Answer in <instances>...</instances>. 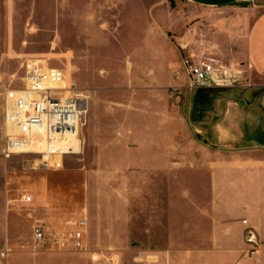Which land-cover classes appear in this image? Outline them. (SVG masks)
I'll return each mask as SVG.
<instances>
[{
  "label": "rangeland",
  "instance_id": "obj_1",
  "mask_svg": "<svg viewBox=\"0 0 264 264\" xmlns=\"http://www.w3.org/2000/svg\"><path fill=\"white\" fill-rule=\"evenodd\" d=\"M176 7L173 0H0L4 84L22 85L25 61L41 60L64 69L93 105L78 152L60 170H41L35 155L3 156L10 130L0 95V264H165L153 253L211 243L202 237L211 230L212 178L185 122L192 91L173 90L186 75L170 79L176 37L194 23ZM170 119L177 144L167 142ZM25 194L34 201L24 203ZM45 206L60 225L87 220L84 249L35 247L33 226L48 218Z\"/></svg>",
  "mask_w": 264,
  "mask_h": 264
},
{
  "label": "crops",
  "instance_id": "obj_2",
  "mask_svg": "<svg viewBox=\"0 0 264 264\" xmlns=\"http://www.w3.org/2000/svg\"><path fill=\"white\" fill-rule=\"evenodd\" d=\"M173 1L176 12L185 13V22L194 23L185 35L176 37L172 83L178 84V74L179 79L185 77L179 47L197 44L200 48L210 43L205 41L208 35L219 57L230 66L233 80L188 95L191 104L185 122L195 134L192 143L204 151L200 160L212 178L213 200L207 213L211 230L202 237L211 243L153 255L160 262L167 257L165 264H264V0L251 4L241 0ZM92 108L90 104L89 113ZM175 124L168 121L169 144H177V133L172 134ZM192 156L186 153L185 159L193 160ZM46 206L48 218L39 221L61 226L62 220L49 218ZM249 228L256 232L259 244L252 255L246 241Z\"/></svg>",
  "mask_w": 264,
  "mask_h": 264
},
{
  "label": "built area",
  "instance_id": "obj_3",
  "mask_svg": "<svg viewBox=\"0 0 264 264\" xmlns=\"http://www.w3.org/2000/svg\"><path fill=\"white\" fill-rule=\"evenodd\" d=\"M241 2L251 4L253 0ZM180 50L187 82L173 88L176 94H182L184 89L193 91L199 87L232 82V70L219 57L213 43L202 44L199 50L189 53L185 52L187 47L181 46ZM24 72L22 85L19 86L15 84V79L5 85L0 76L5 120L12 128L7 135L3 156L10 159L21 154L35 155L37 169L60 170L64 167L65 158L76 153L69 140L80 137L89 113L90 96L69 81L64 69L50 67L41 60L27 59ZM176 78L179 80L180 75ZM39 145L43 149L30 148ZM33 201L32 195H24V203ZM86 227L85 218L58 227L39 221L33 226L35 247L66 251L84 249ZM246 241L251 246L249 253L255 254L259 244L254 229L247 230Z\"/></svg>",
  "mask_w": 264,
  "mask_h": 264
},
{
  "label": "bare ground",
  "instance_id": "obj_4",
  "mask_svg": "<svg viewBox=\"0 0 264 264\" xmlns=\"http://www.w3.org/2000/svg\"><path fill=\"white\" fill-rule=\"evenodd\" d=\"M8 128L10 130L9 132H11L12 131V128L10 126ZM69 145H71L74 148V150L76 151V153H77L78 150H79L80 141L77 138H71L69 140ZM30 148L31 149H36V150H41V149H43V146L42 145H39L36 148H34V147H30Z\"/></svg>",
  "mask_w": 264,
  "mask_h": 264
}]
</instances>
